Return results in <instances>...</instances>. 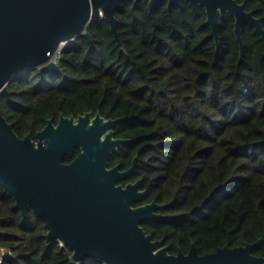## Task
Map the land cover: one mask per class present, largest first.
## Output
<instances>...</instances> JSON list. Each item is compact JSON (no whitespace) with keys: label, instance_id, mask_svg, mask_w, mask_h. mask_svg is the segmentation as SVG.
<instances>
[{"label":"trees","instance_id":"16d2710c","mask_svg":"<svg viewBox=\"0 0 264 264\" xmlns=\"http://www.w3.org/2000/svg\"><path fill=\"white\" fill-rule=\"evenodd\" d=\"M264 26V0H239ZM122 44L109 22L94 18L63 48L62 72L27 69L9 82L0 106L24 137L48 120L100 112L121 118L116 137L132 138L110 160L137 167L146 196L165 219L143 222L171 253L201 254L264 238V40L245 24L241 45L235 17L221 16L217 44L202 6L150 9L124 0L116 10ZM0 184L1 264H113L78 261L61 240H50L43 218L25 217ZM11 252V254H10ZM264 256V242L255 250Z\"/></svg>","mask_w":264,"mask_h":264},{"label":"water","instance_id":"95a60500","mask_svg":"<svg viewBox=\"0 0 264 264\" xmlns=\"http://www.w3.org/2000/svg\"><path fill=\"white\" fill-rule=\"evenodd\" d=\"M124 0H0V96L9 94V82L21 72L40 67L62 72L52 55L65 40L85 31L94 18H103L122 44L116 10ZM138 1V0H136ZM165 0H149L154 9ZM169 5L202 6L217 44L221 16L233 15L235 33L244 51L243 28L255 27L264 40V26L254 10L239 0H168ZM121 118L100 112L50 119L36 133L21 137L0 106V184L16 199L25 217L33 209L44 219L50 240H61L73 249L78 261L98 258L113 264H264L255 254L256 242L201 254L196 244L188 252L171 253L166 238L155 239L143 222L165 219L167 204L152 201L136 205L147 194L138 179L126 185L120 180L136 171L137 157L128 169L109 167L111 156L132 138L116 137ZM79 154L73 158L77 148ZM1 233V232H0Z\"/></svg>","mask_w":264,"mask_h":264},{"label":"flooded vegetation","instance_id":"af4514ba","mask_svg":"<svg viewBox=\"0 0 264 264\" xmlns=\"http://www.w3.org/2000/svg\"><path fill=\"white\" fill-rule=\"evenodd\" d=\"M84 114H85V113H84ZM61 115H62V114H61ZM61 115H60V116H61ZM80 115H81V114H80ZM71 116H74L75 118H77L79 115H78V116L71 115ZM51 119H54V118H51ZM59 119H60V117H59ZM59 119H58L57 121H55V119H54V123L57 124V123L59 122ZM49 120H50V119H49ZM49 120H48V121H49ZM47 124H48V123H47ZM35 135H36V134H35ZM33 137H34L35 140L37 139L36 136H33ZM119 150H120V149H119ZM80 151H81V148H80V147L77 148L74 157H73V158H70V157L66 156L64 162H65V163H69V162H71V161H72V160H73V159L79 154ZM118 152H119V151H118ZM118 152H116V153H118ZM114 154H115V153H114ZM114 154H113V155H114ZM113 155L111 156V158L113 157ZM111 158H110V160H111ZM110 160H109V167H113V166H115V165H117V164H120V165H121V169H123V170L130 168V166L127 167V168H123V167H122V163H120V162L116 163L115 165H111ZM133 175H134V173H133L132 175H130V176H128V177H126V178L120 180L119 183H122L123 185H126V184H128L129 182H134V181L138 180V179H136V180H132L131 178H132Z\"/></svg>","mask_w":264,"mask_h":264},{"label":"built area","instance_id":"2783aa9c","mask_svg":"<svg viewBox=\"0 0 264 264\" xmlns=\"http://www.w3.org/2000/svg\"><path fill=\"white\" fill-rule=\"evenodd\" d=\"M69 41L70 40H65V41H62L60 43L59 47L56 49V51L52 55L51 60H53L55 62H59L62 50L69 43ZM10 254H11V252H10ZM5 255H6V250L3 249V251L0 253V264L3 262Z\"/></svg>","mask_w":264,"mask_h":264}]
</instances>
